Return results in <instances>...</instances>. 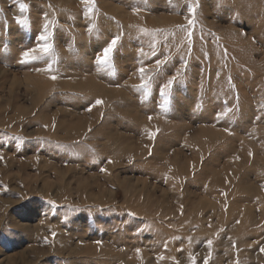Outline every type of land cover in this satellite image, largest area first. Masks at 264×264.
I'll return each mask as SVG.
<instances>
[{"label": "rangeland", "instance_id": "obj_1", "mask_svg": "<svg viewBox=\"0 0 264 264\" xmlns=\"http://www.w3.org/2000/svg\"><path fill=\"white\" fill-rule=\"evenodd\" d=\"M85 11L0 0V264H264V0Z\"/></svg>", "mask_w": 264, "mask_h": 264}, {"label": "snow or ice", "instance_id": "obj_2", "mask_svg": "<svg viewBox=\"0 0 264 264\" xmlns=\"http://www.w3.org/2000/svg\"><path fill=\"white\" fill-rule=\"evenodd\" d=\"M171 2H172V0H169V3H171ZM81 3L83 4V6H84V8L86 10L85 11V15H88V13L92 12L93 8L95 7V0H81ZM198 6L199 5L197 3L196 7H198ZM27 7L28 6L26 4H24V3H20V5H19V8H20V11L21 12H24ZM188 11H189V13L192 14V18L189 19L188 16H186L185 19L187 20L188 25L191 26V25H194V23H195V8L193 6H191V5H189ZM17 22L19 24L23 25V26H28V23H29L26 19H19V18H17ZM178 27L183 28L184 26L183 25H180ZM47 28H48V25L45 24L44 25L45 32H47ZM50 35H53V34L52 33H48L47 35H42V36L39 37V39L42 40V41H48ZM191 35H192V33L191 32H188L189 39L191 38ZM118 39H119V37L113 38L111 44L107 48L104 49L103 56L97 57V63L98 64L105 65L108 62L109 57H110V54L113 51V48L116 45ZM52 48H53V45L52 44L45 42V43H42V44H38L36 47H34L32 49H29V50L24 51L22 53V55H23V57L26 60H35V59L40 58V56H38L37 53H40V54H48V53L51 52ZM162 63H164V61L157 60L156 61L157 68H159V66ZM47 70L48 71H51L52 70L51 69V65H49V67H48ZM139 72L141 73V85L140 86L141 87H144V86H146V80H145V72H146V69L143 68V67H141L139 69ZM177 75H179V72L177 73ZM51 78L52 79H56L55 76H52ZM175 79H176L175 76L172 77L168 81V83L165 85V87L171 86V84L173 83V81ZM95 103L96 104H101L102 101L98 99V100H96ZM167 104H168V100L165 99L164 103L161 104L160 107L161 108H166L167 107ZM93 106H95V105H93ZM89 110H91V109H89ZM223 114L226 115L227 113H223ZM149 119H151V117H149ZM154 136H155V132L150 133V137L154 138ZM249 155H251V153H249ZM238 158L239 157H237V159ZM207 244H208L209 247H211L212 241L211 240H208L207 241ZM137 251L139 252V250H137ZM261 251H264V248H262ZM191 264H196V258L194 256L191 257ZM204 264H208V258L207 257L204 259ZM237 264H238V262H237Z\"/></svg>", "mask_w": 264, "mask_h": 264}]
</instances>
